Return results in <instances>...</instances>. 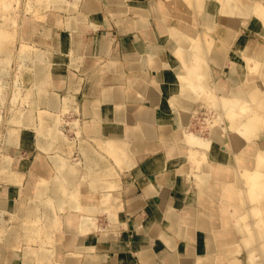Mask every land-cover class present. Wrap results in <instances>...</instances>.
Segmentation results:
<instances>
[{
	"label": "crops",
	"instance_id": "1",
	"mask_svg": "<svg viewBox=\"0 0 264 264\" xmlns=\"http://www.w3.org/2000/svg\"><path fill=\"white\" fill-rule=\"evenodd\" d=\"M140 9L150 11L146 26L140 24ZM184 11H191L184 0H79L78 9L62 18L58 27L60 49L53 50L52 65L41 81L47 84V92L59 93L61 101L68 97L71 109L65 116V130L72 129L74 139L83 144L95 142L96 137H125L148 124L156 139L134 152L132 166L109 167L119 174L110 178L120 185L123 208L114 226L107 215L104 222L98 221L82 236L80 264L88 254L99 264H198L210 254L207 232L189 215L194 194L181 171L183 155H171L164 140L173 127L174 114L165 85L156 77V72L164 69V62L180 64L170 27L186 26L181 18ZM69 17H73L74 28H67ZM232 23L238 34L229 42L227 61L221 67L225 76L230 75L232 62L243 63V50L259 27L256 19L245 23L237 17ZM219 25L221 33L228 28L223 18ZM257 49L264 51V47ZM31 73L35 80L32 69ZM75 122L78 125L71 126ZM77 127L80 135L75 131ZM82 144L72 153L80 157L88 148ZM215 150L221 153L220 147ZM14 157L21 182L0 183L8 211L21 207L28 199V187L31 190L41 175L49 177L55 169L49 153L36 146L16 147ZM74 165L78 170L87 169L85 162ZM78 178L87 184L82 174ZM83 197L99 201L100 193L84 189ZM66 217L70 222L78 215L68 212ZM73 229L67 231V239L62 236V257L76 249Z\"/></svg>",
	"mask_w": 264,
	"mask_h": 264
},
{
	"label": "bare ground",
	"instance_id": "2",
	"mask_svg": "<svg viewBox=\"0 0 264 264\" xmlns=\"http://www.w3.org/2000/svg\"><path fill=\"white\" fill-rule=\"evenodd\" d=\"M63 1L64 0H49V3L46 1L47 4L43 6L41 5L42 13L47 14L50 4L51 6L57 8H63L64 6L67 7L66 5L69 4L70 1L67 0L68 3L64 1L66 5H64ZM209 1L210 0H190L187 4L191 9V11H189L190 13L196 11L194 13H196V15H200V17H197L198 25H200V22L202 24L205 23L203 35L205 36L204 38L208 47H202V38L199 35L200 29L198 27L197 31L195 30L196 32L192 30V34L190 32H179L180 29L173 26L170 27L171 36L175 41L176 52L183 57V61L187 66H191L192 59L195 56L198 68L202 70L201 74L205 76L209 70L207 63L203 58L204 54L207 55L209 52L211 57L216 60V63L222 67L227 59L222 46L219 44L213 45V41L208 37L210 36V32H212L217 25H219L218 20L223 18L226 21L227 17L231 18V16L235 15L236 17H241L245 23L256 19L260 24V29L261 27L264 28V0H215L213 2L215 8L214 6L209 7ZM42 2H44V0H42ZM75 3L76 2H70L68 8L71 10L75 8ZM140 10V24L141 26H146L148 24L150 11L146 9ZM199 18H201L202 21L199 22ZM52 21L53 19L51 18V23ZM66 21L68 25L67 28H74L73 17H69ZM51 31L52 34L50 35ZM223 31L222 33L220 32V35L227 42H230L232 38L238 34L237 30H234V27L230 25H228V28L225 27ZM262 33L264 35V31ZM44 37H49V41H47V38L44 39ZM0 41L4 42V44L2 43L1 49H4L3 52L8 53L7 51L10 50L5 45V42H8L5 35H2ZM30 41L31 42L24 45L25 51L23 56L27 61V67H29V69L31 68L35 74V80L32 81L33 88H35L34 91L37 95L33 101V105L38 106L40 111H42V114L40 120L36 121L34 118L33 108L25 110L22 107L17 108L16 106L17 109L14 107L15 109L12 112V116L9 117L8 120L12 125V130L6 135L4 145H6L7 148L33 146L31 137L36 136L37 140L35 139V141L37 146L40 148L46 151L49 149L55 151L53 148L57 149V154L55 153V155L53 154L51 156V162L55 165V168L58 169V174L53 173L49 177L41 175L39 178L40 182L38 181V183H36L31 190L29 189V192L32 194L30 201L28 200L26 205L24 204L22 207L17 209L18 214L26 222V226L23 227L24 233L20 237H22L21 239L24 241L33 242L35 235H41L40 248L35 252L36 259L39 261L38 264H45L46 261H50L52 259V256L61 257L59 264H79L81 252L83 250V246L81 244L83 242L82 236L92 231L95 223L94 218L97 217L102 210L110 211L113 206L110 204L109 206L108 203H105L106 205H104L98 203L97 201H86L84 197L77 200L76 196L83 194L85 189L91 192H98L100 193V196H104L103 199H105V197L109 196L110 192H114L116 190V184L110 181L107 182L103 180L104 182H101L97 180V177L101 175L99 171L96 170L97 168H95V166L102 165L104 162L102 163L101 159L103 158H91L90 160L89 157L88 161H90V165L87 166H90L88 174L90 180H84L87 184L83 185H81V183L80 185L77 183V175L73 171L75 169L72 170L70 168L71 165H65L64 161L66 158H63L64 156L62 155V152H67V148L69 147L68 145L71 143H69V141L71 140L67 139L68 136L66 137L64 129L60 124L62 119L61 114L67 110L70 111L71 104H69L67 96L64 97L63 101H61V98L58 95L59 93L52 94L51 92H47V84L42 85L44 81H41L45 77V71L50 69L52 65L54 57L53 50L60 49L59 30L57 28L51 29L50 32L39 34L38 38L33 37ZM38 42L44 43L45 46L42 47ZM254 44L250 49L252 56L243 57V63L232 62L230 75L228 76L226 74L225 76L224 74L218 80V88L225 90L224 92L227 91V88H231L236 91L240 97L244 98L246 102L256 104L252 108L253 115H251V122L247 124L248 129L244 130L242 134L233 132L231 152L225 149L224 137L219 130L214 131L213 137L209 139H202L196 135H188V138L192 143H197L198 141L208 142V147H210L211 153L216 160L214 166H209L205 163L199 172L198 175L201 176L203 182L205 183V188L198 191L197 187H194L192 190L194 198L188 206L191 220L198 227L204 229L209 238L210 254L206 258L198 260V264H264V227L259 226L261 225L260 221H264V211L261 212L257 203H253L248 196L251 190L264 193V188L263 190L259 188V186H263L258 184L260 180L262 184L264 183L262 181L264 180V137L260 134V127L257 125L255 116L256 106L264 108V89L255 84L252 76L253 74L258 73L259 69L264 64V51H256ZM70 53L73 54L72 52ZM2 55L3 54H0V59L3 58ZM1 63H4L3 60H0V64ZM164 66L162 67L168 70H165V72H159L157 76L163 78L165 81V95L168 97L173 94V97L179 101V105L182 107L181 111L171 105V109L174 114L172 118L173 127L170 131H167L165 136L184 137L186 135L184 133V128L190 125L196 106L205 101V93H199L192 87L190 82L185 83V81H183V72L180 64L172 66L169 63L165 64L164 62ZM204 78V81L207 83L208 80L206 77ZM261 78L263 77L261 76ZM262 84L264 85V83ZM170 87L172 89L171 92ZM213 87H215V85ZM31 100H29L28 97V101L26 102H30ZM24 102L25 101H23V103ZM74 102L72 103L74 104ZM51 113L55 114L50 120V118H46V115ZM1 116L2 115L0 113V122ZM229 122L231 123L230 126L233 130L237 127H242L245 119L241 120L239 117H234L230 119ZM254 126L258 130H255L253 128ZM36 129L38 130V134L36 133L37 135H33L35 134ZM79 130L80 129H78V131ZM94 132L96 134L98 133L97 130H94ZM154 134L155 132L153 131V128L148 124H144V126L140 128L139 132L129 134L125 137L111 136L107 138L96 137L94 139L101 146H104V143H106L105 145L108 143L110 148L121 149L122 153L125 155L126 163H129L132 166L135 161L134 152L143 145L152 144L156 140ZM179 145H176L177 148L171 151V155H180L179 153L184 145ZM259 146H261L260 149ZM216 147H220L221 153H216ZM68 152L70 151L68 150ZM231 154L236 158L240 166L239 169L241 172L238 175V178L237 172L235 173L232 168L225 167V163L231 159ZM119 161H121V158ZM16 164V160L14 162L9 159L3 160L0 165V183H16L18 181V167ZM64 165L68 168H65ZM103 165L104 167L106 166L105 164ZM103 165L100 167L101 169L103 168ZM242 166L245 167V169H243ZM184 167L185 168L181 170L184 172V180L186 181V185L191 187L192 174L190 166L188 169L187 166ZM72 168H74L73 165ZM246 170L251 171V174H248ZM222 182L224 183L225 188L221 190V185L223 184ZM238 184L241 186L239 187ZM1 198H3V196L0 194V209L6 210L7 202L5 199ZM119 198L120 197L118 195V197H115L114 199ZM219 199H222L223 201V205L221 207L223 208V211H221V209H219L220 207L216 204L211 203V201ZM113 201L114 200H111L110 203L112 204ZM115 201L114 209L116 212H112L114 210L109 212V218L113 226L119 221L118 212L123 208L121 199H119V202H117L118 200ZM66 209L69 212L76 211L79 213V216H81L82 220L79 230L76 228L74 231V229L71 228L72 223L68 222V219L65 222L66 224L63 223L66 225L65 229L61 230L60 224L57 220V215ZM67 213L68 212H66V214ZM248 215L251 217V221L249 223L250 225H253V228L250 229L249 233L245 232L241 226L242 224L240 225L237 221L241 216L245 217ZM255 215L257 216L255 217ZM38 222L41 223V228H39V226L36 227V223ZM257 224H259L258 226L260 228L256 227ZM67 225L70 226V228L67 229ZM246 225L249 227V224L246 223ZM69 229L70 231L73 229V232H75V234L71 237L77 242V246L74 251H69L62 257L60 250L62 244L61 239L62 236L67 239V231L70 232ZM13 233V229L9 230L6 235L3 236V240L0 241V264H17L19 261H16V244H14ZM233 240H235V242ZM233 243L238 244L240 250H234V255L230 258V256H227V252L231 250L229 249V246ZM25 255L26 256L21 259L20 264H34V259L31 253L29 252V254L26 253ZM237 255H240V258L236 257ZM92 257V254H88L85 257V261H83L84 264H99L94 261Z\"/></svg>",
	"mask_w": 264,
	"mask_h": 264
},
{
	"label": "rangeland",
	"instance_id": "3",
	"mask_svg": "<svg viewBox=\"0 0 264 264\" xmlns=\"http://www.w3.org/2000/svg\"><path fill=\"white\" fill-rule=\"evenodd\" d=\"M46 1H48L47 3H49V0H44V2H42V0H0V39L2 38V35H5V38L8 39V42H5L6 43L5 45L10 50V51L6 50L8 53L3 52L4 49H1V46H2V43L4 44V42L0 41V54H3L2 55L3 58L0 60H3V62H4V63L0 64V71H1L0 72L1 73L0 74L1 75L0 76V86H1L0 87V113L2 115L1 116V122H0V165L4 159H9L11 161L13 160V162L16 160L14 157V149L16 147L7 148L6 145H4L6 135L12 130V125L8 120H9V117L12 116V112L16 108V106H17V108L22 107L25 110L33 108L34 109V118L36 121L40 120L41 114H42V111H40V108H38V106L33 105V101L35 100L37 93H35V91H34L35 88H33V81L31 78V76H32L31 69H29V67H27V61L24 59V56H23L24 51H25L24 45L27 44L28 42H31L30 40H32L33 37L38 38L39 34H42L44 32H50L51 29H55V28L59 29L58 27H61V25L63 23L62 18L69 16L71 14L73 15V12L76 11L78 9V6H79V0H68L72 3L76 2L75 8H73L71 10L68 8V6L70 5V2H69V4L66 5V3H68V2H67V0H64L66 2L65 3L63 1L64 5H66L67 7L64 6L63 8H57V7L51 6V4H50L48 11H47V14H45V13L43 14L41 5L43 6V5L47 4ZM184 1L187 4L190 2V0H184ZM214 1L215 0L209 1V3H208L209 7L214 6V8H215V5L213 4ZM140 11L141 10H139L138 12L141 13ZM194 12H196V11H194ZM194 12L193 13H189V11L188 12H186V11L182 12V15H181L182 24H184L186 26H184L183 28H179V27H176V28L180 29L179 32H183V33L184 32L185 33L190 32L192 34L193 33L192 30L197 31V27H198L200 29L199 35L202 38V41H201L202 47L203 48L208 47V45L206 44V40L204 38L205 36L203 35L205 23L202 24L200 22L202 20H201V18H199L200 25H198L197 17H200V15H196V13H194ZM51 18L53 19V21L55 20L54 21L55 26L54 25L53 26L47 25V23H51ZM234 18H237V17L234 15V16H231V18L230 17L226 18L228 25L234 27L232 25V21ZM220 20H218V23L220 22ZM220 27H221L220 25H217V27L212 32H210V34H209L210 36H208V37L213 41V45L219 44L222 46V48L224 49V52L226 54V57H227V53L229 51V42L225 41V39L223 37H221ZM247 31H248V29H247ZM263 31H264V28L261 27V29H260V24H259L258 31H255L256 33H253L250 36L251 42L249 44H247L245 49L243 50V57H251L252 56L250 49H251V46L254 44V42H255L254 47H256V45H257L256 51H258L257 48L264 47V35L262 33ZM51 34H52V31H51L50 35ZM49 37H44V39L47 38L48 39L47 41H49ZM9 39H11V40H9ZM38 43L42 47L45 46L44 43H41V42H38ZM51 48H53V47H51ZM176 53L180 59V65H181V69L183 72V81H185V83L190 82L192 87L196 91H198L199 93H202V94L205 93L204 94L205 95V99H204L205 103L203 102V103H200L196 106V109L194 110V114L191 118L190 125L184 128V133L186 134L184 137H178V136H173V137L168 136L167 137V136H165L164 140H165L166 145L170 148V152L173 149L177 148L176 145H179V144L184 145V147L181 149V151L179 153L180 155L184 154L182 156L184 158L180 159L182 162V169L185 168L184 166H187V169L190 166L191 174H192V185H193V187L191 185L190 188L193 190L194 187L196 186L197 190L200 191L201 189L203 190L205 188V183L203 182L201 176L198 175L199 172L201 171V169L203 168L205 163H207L209 166H214V164L216 163V160L211 153L210 147H208V145H209L208 142L206 143V142L198 141L197 143H192L189 140L188 135H196V136L201 137L202 139H209V138L213 137L214 131L219 130L224 137L225 149L227 151L231 152L232 151V134H233V132H236L238 134H242L244 130L248 129L247 124L251 122L250 121L251 115H253L252 108L256 104L246 102L244 100V98L240 97L238 95V93L236 91L232 90L231 88L230 89L227 88L226 92H224L225 90L218 88V85H219L218 80L225 73H224L223 69L221 68L222 66H220L219 64L216 63V60L211 57V54L209 52L207 55L206 54L203 55V58H204L205 62L207 63V67L209 70L207 72L206 76L201 74L202 70L200 68H198V63L195 60V56L192 59L191 66L190 65L187 66L183 61V57L181 55H179L178 52H176ZM226 61H227V59H226ZM226 61L224 62V64L226 63ZM165 70L167 71L168 69H163L161 71H157L156 77H158L157 74L159 72H165ZM252 76H253V79L255 81V84L264 89V85L262 84V83H264V81H263L264 64L259 69L258 73L253 74ZM261 76L263 78H261ZM204 77H206V79L208 80L207 83L204 81V79H205ZM157 79L159 81H161L162 83H164V85H165V81L163 80V78L158 77ZM160 79H162V80H160ZM214 85L216 88L213 87ZM245 88H248V87H245ZM28 90H29V92H28ZM247 90H249V89H247ZM171 91H172V89L170 87V92ZM27 94H28V96H27ZM28 97H29V100H31V99H33V100H31L30 102H26V101H28ZM168 99L170 101V105L175 106L176 109L182 111V107L179 105V101L173 97V94L168 96ZM23 101H25L26 103L25 102L23 103ZM17 104H19V105H17ZM255 108H256V110H255L256 114L255 113L254 114L256 116L257 125L260 127V129H259L260 134L262 135V137H264V108H262L260 106H256ZM68 111L69 110H67L66 112L61 114L62 119H61V124H60L62 126V128L64 129V134L66 135V137L68 136L67 139L71 140V141H69V143L73 142L72 143L73 145L71 143L70 144L68 143L69 147L67 148V152H62V155L64 156L63 158L64 159L66 158L64 161L65 165H68V166L71 165L70 168L72 170L75 169L73 171L77 175L76 181L80 185V182L78 181L79 174L80 175L82 174V176L85 177L84 180H88V179L90 180V178L88 177L90 166H87V165H90V163H89L90 161H88L89 157H90V160H91V158H98V159L103 158V159H101L102 163L104 162L103 164H105L106 165L105 167H108V168H105L103 164H102L103 165L102 169L100 168L102 165H96L97 167L95 166V168H97L96 170L99 171V173L101 175V176L97 177V180L101 181V182L103 180L107 181V182L110 181V182H113L116 184L117 180L111 179L110 177L111 176L116 177L119 174L115 173L114 170H112L109 167L110 166L113 167V165H117L121 169H125V168L130 167L131 165L129 163H126V161H125L126 158H125L124 153H122L121 149L110 148L108 143H107V145H105L106 143H104V146H101L100 144H98V142L95 139H94L95 142L86 141L85 143H83L84 145L82 143H79V141L77 139H74L73 130L71 129L70 132H67L64 128V126H67L66 125L67 121L65 120V116L68 113ZM54 114L55 113H53V114L51 113V114H47V115L45 114V115H46V118H48V119L50 118V120H51V118L54 117L53 116ZM234 117H239L241 120L245 119V122L243 123L242 127H237V128L232 130L231 126H230L231 123L229 122V120L234 118ZM74 125L77 126L78 123L75 122L71 126L74 127ZM253 128L255 130H258V129H256L255 126ZM78 129H79L78 127L75 128V131L78 135H80V132H79L80 130L78 131ZM37 131L38 130L36 129L35 134H33V135H37L38 134ZM31 138H32L31 142L33 141V143H32L33 146L35 145L36 147H39V146H37L36 141H35V139L37 140V137L34 136ZM80 144H82L81 146L88 147V148H86L85 150L83 149L85 152L83 154H81L79 157V155H77L74 152L72 153V151H73V149L75 151V149ZM260 148H261V146H259V149ZM39 149H41L45 152H48L49 156H50V160H51V156L53 154L55 155V153L57 154V152H58L56 148H53L55 151L50 150V149H49L50 151L49 150L46 151L40 147H39ZM88 149H90L92 151L88 152ZM68 150L70 152H68ZM230 156H231V159H229L225 163V167L226 168H232L235 173L237 172V178H238V175L241 172L239 169L240 168L239 163L232 154ZM120 158H121V161H119ZM82 161L85 162L87 169L78 170L77 166L74 164L76 162H82ZM111 161H112V163L110 164ZM69 163H74V164H69ZM65 165H64V167H65ZM72 165L74 168H72ZM53 166L55 167L54 164H53ZM65 168H68V167L66 166ZM243 169H245V167H243ZM57 170L58 169L55 168L54 173H57ZM246 172L248 174H251V171H249V170H246ZM17 175H18V181L16 183H20L21 182L20 178L22 176L19 172V169L17 170ZM39 178L35 182L34 185H36V183H38V181L40 180ZM258 179H260V178H258ZM262 181L264 182V180H262ZM258 184L259 185L261 184L263 186V187L259 186V188L263 190V188H264L263 184L264 183L262 184L261 180H260V182ZM81 185H83V184L81 183ZM238 186L240 187L241 185L238 184ZM0 188H2V186H0ZM223 188H225L224 183L221 185V190ZM29 189L30 188L28 187V189H27L28 199L23 203V205L24 204L26 205L28 200L30 201V198L32 196V194L29 192ZM115 189L116 190L114 192H110L109 196L105 197V199H103L104 196H100L101 199L99 201H97L98 203H101L104 205H106L108 203V205L110 204L113 207H112V209H110V211L109 210H102L101 217L97 216L94 218L95 223H94L93 228L96 226V223L98 221L104 222L106 220L107 215L110 216L109 212H111L112 210H114L112 212H116V210L114 209L115 208L114 202H116L115 200H118L117 202H119V199H120V198L114 199L115 197H118V195H120V190H119L120 185L118 183L116 184ZM263 192H264V190H263ZM261 193L262 192H260V191H255V190L252 191L251 190V192L248 194V196H249V199H251L253 203L254 202L257 203V206L261 209V212H262V211H264V193H262V194ZM81 198H83V194H79L76 196L77 200H80ZM1 199H3V198H1ZM111 200H114L112 202L113 205L110 203ZM211 203L216 204L218 207H220L219 209H221V211H223V208H221L223 205L222 199H219L216 201H211ZM13 208L14 207H11V211H8V209H6V210L0 209V241L3 240V236H5L9 230L13 229L14 230L13 239H14V244H16L15 245L16 246L15 256H16V261L19 260L18 261L19 263L17 262V264H20L21 259H23V257L26 256L25 255L26 253L29 254V252L33 256L34 264H38L39 261L36 259L35 252L37 250H39V248H40L41 235L40 234L35 235V238L33 239L34 241L32 240L33 242H31V241L27 242V241H24L23 239H21L22 237H20V236L24 233L23 227L26 226V222L18 214L17 209L20 207H18L15 211ZM66 212H69V211H67V209H66L57 215V220H58V223L60 224L61 230L65 229V227H66V225H65L66 224L65 222L67 221ZM72 212L76 213L78 215V217H76L73 221H70L72 223L71 228L75 227L79 230V227L81 226L82 218H81V216H79V213H77L76 211H72ZM256 216L257 215H255V217ZM109 221L111 223L110 218H109ZM237 221L239 222L240 225L242 224L241 226L243 227V230H245V232L249 233L250 229L253 228V225H250V223H249L251 221V217H249V215L245 216V217L241 216ZM63 223H65V224H63ZM246 223L249 224V227L246 225ZM260 224L261 225L257 224L256 227H259V226L264 227V226H262V225H264V221L263 222L260 221ZM37 226H39V228H41V223L40 222L36 223V227ZM261 229H263V228H261ZM233 241L235 242V240H233ZM229 247H230L229 249H231V250L227 252V256H230V258H232L234 255V250H240V247L236 243L231 244ZM223 252H225V251H223ZM238 254H239V251H238ZM239 256L240 255H237L236 257L240 258ZM60 260H61V257L52 256V259L50 261H46L45 264H59ZM79 264H80V262H79ZM82 264H84V262H82Z\"/></svg>",
	"mask_w": 264,
	"mask_h": 264
}]
</instances>
